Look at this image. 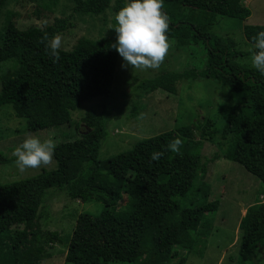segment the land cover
<instances>
[{"label": "trees", "instance_id": "16d2710c", "mask_svg": "<svg viewBox=\"0 0 264 264\" xmlns=\"http://www.w3.org/2000/svg\"><path fill=\"white\" fill-rule=\"evenodd\" d=\"M8 1L0 0V14ZM111 1L75 0L74 13L101 16L111 9ZM126 1L115 0L113 10L117 13ZM163 10L174 49H187L192 55L200 50L204 68L141 80L135 85L137 95L157 90L174 94L175 84L183 79L189 83L210 79L227 89L231 106L220 114L224 125L218 131L210 119L196 121L140 140L104 161L98 155L107 114L89 110L79 122H72L71 114L83 103L111 94L119 54L108 40L80 38L72 50L60 49V60L53 63L40 40L45 33L49 38L62 34L72 24L57 19L44 28L19 30L15 15L6 14L0 34V69H5L0 70V108H9L23 121L24 133L57 129L62 139L56 143L53 169L0 183V264H43L51 259L49 251L64 243L57 231L40 227L39 213L52 189L68 200L103 206L97 215L79 213L66 242L64 264H184L186 257H180V251L201 254L196 242L201 240L199 230L209 231L206 217L219 204L187 198L197 174H205L209 163L224 159L238 165L264 191V76L244 63L250 52L236 50L231 38L214 32L218 19L243 21L250 12L240 0H164ZM261 31L264 26H245L243 35L251 45ZM137 109L133 106L132 115ZM69 125L74 126L73 140L62 131ZM195 133L199 142L215 144L218 153L186 159L183 154L189 147L201 145L192 141ZM177 137L183 141L179 154L166 147ZM156 151L164 155L153 161ZM10 162L0 151V164ZM113 182L121 184V192ZM238 227L242 238L237 264H254L252 246L264 245V201L249 207Z\"/></svg>", "mask_w": 264, "mask_h": 264}, {"label": "rangeland", "instance_id": "374dc122", "mask_svg": "<svg viewBox=\"0 0 264 264\" xmlns=\"http://www.w3.org/2000/svg\"><path fill=\"white\" fill-rule=\"evenodd\" d=\"M240 1L250 12V17L243 21L226 17L222 18V21L218 19L214 32L218 36L231 38L236 50L249 52L251 45L246 41L243 29L245 26H264V0ZM114 6L115 0L110 3L111 9L106 10L101 16H82L74 13L75 0H9L0 14V34L3 33L5 17L9 12L15 15L14 20L19 30L31 26L44 28L57 19L68 20L72 27L60 34L62 36L60 49L63 51L72 50L80 38L108 40L113 44L116 39V33L111 29L115 27ZM169 41L172 45L169 53L156 70L141 71L122 67L124 61L119 55L111 94L83 103L78 112L71 114L72 122H79L89 110L97 113L104 110L107 114L106 134L98 155L99 161L129 150L140 140L176 131L196 121L210 119L218 131L224 125L220 117L223 114H220L231 106L226 96L227 89L210 79L199 78L191 83L183 79L175 84L174 94L157 90L144 96L137 95L139 90H135V85L141 80L152 79L167 72L182 73L191 68L196 70L204 68L205 58L200 50L193 55L187 49L176 51L173 42ZM243 61L251 65V55ZM133 106L138 107L134 115ZM23 126V121L16 119L9 108H0V151L7 159L13 160L10 164H0L1 184L29 178L40 173L41 169L51 170L55 167L53 161L48 166L28 169L23 173L16 168L14 163L16 158L12 153L28 135L22 131ZM83 127L82 124L81 129ZM62 131L69 135V140L74 139L73 125L64 126ZM32 135L42 140L52 138L55 143L62 139L61 131L57 129L40 131ZM191 139L194 142L200 140L197 133ZM199 143L201 145L197 148L189 147L183 156L188 160H194L196 157L211 158L218 153L215 144ZM206 169L205 174H197L194 188L187 201L200 200L206 204L217 201L219 205L215 213H210L206 217L208 221L206 223L210 224L209 231L199 230L201 240L197 238L196 242L201 254L187 255L186 252L180 251L179 255L186 257L184 264H237L242 238V232L238 227L240 219L249 207L264 201V191L259 181L238 165L224 159L209 163ZM111 185L121 192L120 183L113 182ZM52 190H49L52 197L39 213L40 227L42 230L57 231L64 243L55 245L49 251L51 259L44 261L43 264H64L66 242L71 237L79 213L97 215L103 206L100 203L84 204L71 201L64 193L57 194ZM205 191L206 195L203 197L202 193ZM252 251L254 264H264V245L256 244L252 246Z\"/></svg>", "mask_w": 264, "mask_h": 264}, {"label": "clouds", "instance_id": "9594fccd", "mask_svg": "<svg viewBox=\"0 0 264 264\" xmlns=\"http://www.w3.org/2000/svg\"><path fill=\"white\" fill-rule=\"evenodd\" d=\"M164 9V0H127L115 14L116 33L113 49L122 57V67H130L141 71L159 69L165 61L171 43L168 38L169 17ZM47 54L53 63L60 60L62 36L56 34L51 38L47 33L41 38ZM251 65L264 76V31L252 37ZM142 118V116H141ZM183 141L177 137L167 144V150L179 154ZM56 143L52 138L41 139L32 134L26 135L18 144L12 155L15 166L21 172L38 169L53 162ZM164 153L156 151L151 154L153 161H158Z\"/></svg>", "mask_w": 264, "mask_h": 264}]
</instances>
